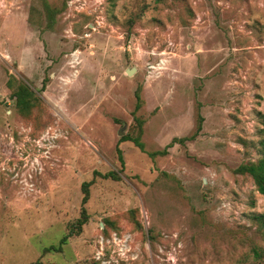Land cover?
Here are the masks:
<instances>
[{"label": "rangeland", "instance_id": "374dc122", "mask_svg": "<svg viewBox=\"0 0 264 264\" xmlns=\"http://www.w3.org/2000/svg\"><path fill=\"white\" fill-rule=\"evenodd\" d=\"M263 156L264 0H0V264H264Z\"/></svg>", "mask_w": 264, "mask_h": 264}, {"label": "trees", "instance_id": "16d2710c", "mask_svg": "<svg viewBox=\"0 0 264 264\" xmlns=\"http://www.w3.org/2000/svg\"><path fill=\"white\" fill-rule=\"evenodd\" d=\"M45 12L47 14V17L49 19V26L52 23V16L55 14L56 10L50 7L45 3ZM13 81V80H12ZM12 81L10 80L8 82V88L11 90V95L10 99L14 103V108L15 111L17 112L18 115H20L23 119L30 120L33 117L34 111L37 109H41V99L40 97H36L33 91L25 84L22 82H17L15 86H13L11 83ZM136 97V106L135 109L138 110L141 106V100L138 92L135 94ZM135 110V111H136ZM137 124L139 127V132L141 128L142 121L139 118H136ZM131 140L134 142V144L142 149V144H140L139 141V136L136 137H123L122 140ZM175 141V140H174ZM180 142H182V139H180ZM120 161H122L121 156L119 155ZM237 174L240 175H248L255 186L256 191L264 196V156L257 160L256 162H248L245 164L239 165V167L235 170ZM103 177H112L114 179V175L111 173H108L104 175ZM91 184V181L84 182L81 185V191H82V199H81V204H82V209L80 213V218L77 221L78 229L80 230L81 226L84 225L87 222V215L86 211L84 208V205L89 199V186ZM258 224L259 226H262L264 228V215H257L252 217ZM70 237V233L68 235L63 236L58 245L56 246H51L48 247L47 249L43 250L45 251H55V252H60L62 250L63 245L66 244L68 238ZM257 255L258 253L255 252ZM35 264H39L37 261Z\"/></svg>", "mask_w": 264, "mask_h": 264}, {"label": "water", "instance_id": "95a60500", "mask_svg": "<svg viewBox=\"0 0 264 264\" xmlns=\"http://www.w3.org/2000/svg\"><path fill=\"white\" fill-rule=\"evenodd\" d=\"M134 72L133 68L131 69H126V74L131 75ZM120 134V133H119Z\"/></svg>", "mask_w": 264, "mask_h": 264}]
</instances>
